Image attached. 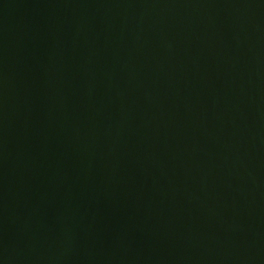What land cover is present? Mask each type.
Masks as SVG:
<instances>
[{
    "label": "water",
    "instance_id": "obj_1",
    "mask_svg": "<svg viewBox=\"0 0 264 264\" xmlns=\"http://www.w3.org/2000/svg\"><path fill=\"white\" fill-rule=\"evenodd\" d=\"M0 264H264V0H0Z\"/></svg>",
    "mask_w": 264,
    "mask_h": 264
}]
</instances>
